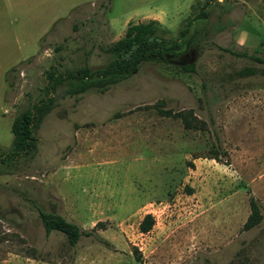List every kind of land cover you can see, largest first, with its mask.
<instances>
[{"label": "rangeland", "instance_id": "374dc122", "mask_svg": "<svg viewBox=\"0 0 264 264\" xmlns=\"http://www.w3.org/2000/svg\"><path fill=\"white\" fill-rule=\"evenodd\" d=\"M150 21L179 40L176 57L105 93L59 87L36 155L0 159V264H264V0H0V148L48 71L103 69ZM190 52L192 72L174 64ZM251 199L262 219L245 230ZM39 210L95 234L71 247Z\"/></svg>", "mask_w": 264, "mask_h": 264}, {"label": "trees", "instance_id": "16d2710c", "mask_svg": "<svg viewBox=\"0 0 264 264\" xmlns=\"http://www.w3.org/2000/svg\"><path fill=\"white\" fill-rule=\"evenodd\" d=\"M208 4V3H207ZM206 4V5H207ZM189 29L181 32L183 38ZM192 46L188 42L187 50ZM182 49L179 40H174L164 35L163 29L155 21L129 25L125 37L115 43L110 50L113 59L109 64L99 70L92 71L88 67L76 70H66L58 73L57 70L47 72V85L45 96L31 108L19 113L12 124L13 142L7 151L0 148L1 162L7 164L15 162L20 157H34L38 151V138L36 130L44 118L56 107L55 94L59 87H63L67 96H80L88 92L105 93L110 87L129 79L146 62H170ZM264 62V61H263ZM186 71H194L195 66L182 67ZM159 113L164 117L180 119L185 129L197 128L193 113L186 111L174 112L158 106ZM211 159L219 161L216 154ZM251 214L244 225L245 230H250L260 224L262 215L260 207L254 199L250 201ZM39 215L46 233L63 234L71 247L77 246L81 238L95 234V230L85 231L78 224L69 221L62 215L39 210ZM155 220L151 214H147L139 225L142 234H148L154 227ZM103 226L98 223L96 227ZM136 260H142L137 249L134 250Z\"/></svg>", "mask_w": 264, "mask_h": 264}, {"label": "water", "instance_id": "95a60500", "mask_svg": "<svg viewBox=\"0 0 264 264\" xmlns=\"http://www.w3.org/2000/svg\"><path fill=\"white\" fill-rule=\"evenodd\" d=\"M196 60L195 52H190L185 55L184 59H181L180 61H175L174 64L177 66H187L192 65Z\"/></svg>", "mask_w": 264, "mask_h": 264}]
</instances>
